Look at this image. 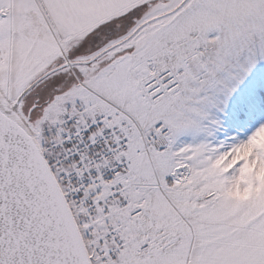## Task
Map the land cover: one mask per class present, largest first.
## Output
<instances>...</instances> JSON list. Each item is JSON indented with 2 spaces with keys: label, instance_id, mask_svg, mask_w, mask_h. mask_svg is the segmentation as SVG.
Returning a JSON list of instances; mask_svg holds the SVG:
<instances>
[{
  "label": "snow or ice",
  "instance_id": "6c2138e0",
  "mask_svg": "<svg viewBox=\"0 0 264 264\" xmlns=\"http://www.w3.org/2000/svg\"><path fill=\"white\" fill-rule=\"evenodd\" d=\"M0 264H264V0H0Z\"/></svg>",
  "mask_w": 264,
  "mask_h": 264
}]
</instances>
